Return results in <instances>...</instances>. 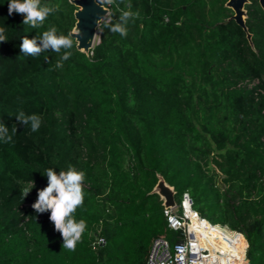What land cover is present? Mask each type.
<instances>
[{"label": "trees", "instance_id": "obj_1", "mask_svg": "<svg viewBox=\"0 0 264 264\" xmlns=\"http://www.w3.org/2000/svg\"><path fill=\"white\" fill-rule=\"evenodd\" d=\"M90 53L71 31L77 7L57 8L37 29L8 14L0 0V120L17 125L0 142V264H145L154 238L174 243L166 210L153 192L159 175L181 203L188 192L199 220L240 231L251 264H264V9L246 5V32L227 0H114ZM125 11L139 13L127 36L112 32ZM55 26L73 47L24 56L22 37ZM254 81L257 83L252 84ZM251 84V86H250ZM36 114L37 132L18 124ZM86 173L75 217L87 229L75 251L32 204L47 186L45 170ZM35 185V186H34ZM22 199L20 191L33 187ZM98 236L104 245L94 247Z\"/></svg>", "mask_w": 264, "mask_h": 264}, {"label": "clouds", "instance_id": "obj_2", "mask_svg": "<svg viewBox=\"0 0 264 264\" xmlns=\"http://www.w3.org/2000/svg\"><path fill=\"white\" fill-rule=\"evenodd\" d=\"M104 3L112 4L114 0H103ZM58 9L42 5L41 0H8V14L22 15L23 25H29L33 29L42 27L50 14ZM139 13L125 11L120 17V22L111 26V31L119 33L122 37L127 36V24L130 19L137 17ZM5 26L0 27V43L8 42ZM55 26H51L42 34L33 38L22 37L20 44L21 54L33 58L39 57L44 52H55L63 54L57 61V69L63 67V61L70 58L72 53L68 51L73 47L70 36L58 35ZM18 124L29 126L32 132H37L42 124L41 117L36 114L26 115L24 111H19L15 116ZM17 133V125L12 127L11 134L9 127L0 120V142L13 143V136ZM47 186L38 190L37 199L32 204L37 215L50 213L49 220L54 225V230L60 233L63 244L62 247L75 251L76 246L82 241L83 234L87 229V222L83 219L77 220L75 213L82 207L85 200L84 182L86 173L77 170L74 166H69L66 170L57 171L53 168L45 170ZM35 186V185H34ZM25 187L20 191L22 199L26 198L34 188Z\"/></svg>", "mask_w": 264, "mask_h": 264}, {"label": "built area", "instance_id": "obj_3", "mask_svg": "<svg viewBox=\"0 0 264 264\" xmlns=\"http://www.w3.org/2000/svg\"><path fill=\"white\" fill-rule=\"evenodd\" d=\"M165 210L179 238L174 243L164 236L154 238L145 264H251L244 235L227 224L199 220L188 192L176 207ZM104 244L98 236L94 247Z\"/></svg>", "mask_w": 264, "mask_h": 264}, {"label": "water", "instance_id": "obj_4", "mask_svg": "<svg viewBox=\"0 0 264 264\" xmlns=\"http://www.w3.org/2000/svg\"><path fill=\"white\" fill-rule=\"evenodd\" d=\"M77 9L75 10L76 24L71 31V36L77 42V48L85 53H90L96 44L100 42V26L108 21L111 13L109 7L101 4L98 0H70ZM264 9V0H258ZM250 0H227L226 7L232 9L233 15L228 20H234L246 32V37L254 48L252 34L249 32L246 20V5ZM157 193L165 209L174 208L177 205L176 191L173 186L166 182L162 175L153 189Z\"/></svg>", "mask_w": 264, "mask_h": 264}, {"label": "rangeland", "instance_id": "obj_5", "mask_svg": "<svg viewBox=\"0 0 264 264\" xmlns=\"http://www.w3.org/2000/svg\"><path fill=\"white\" fill-rule=\"evenodd\" d=\"M110 17V15L108 16V18Z\"/></svg>", "mask_w": 264, "mask_h": 264}]
</instances>
